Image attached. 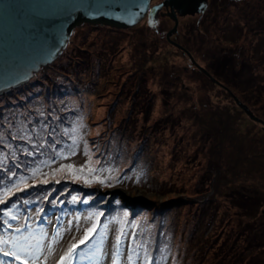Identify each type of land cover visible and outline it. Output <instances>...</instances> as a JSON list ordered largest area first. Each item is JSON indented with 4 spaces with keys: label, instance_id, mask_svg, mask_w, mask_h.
Here are the masks:
<instances>
[{
    "label": "rangeland",
    "instance_id": "374dc122",
    "mask_svg": "<svg viewBox=\"0 0 264 264\" xmlns=\"http://www.w3.org/2000/svg\"><path fill=\"white\" fill-rule=\"evenodd\" d=\"M179 21L171 40L185 51L168 42V17L83 24L56 62L0 96V238L25 245L23 259L56 264L76 243L74 264H264V128L189 56L219 80L235 45L217 46L214 7ZM254 78L224 79L264 119Z\"/></svg>",
    "mask_w": 264,
    "mask_h": 264
},
{
    "label": "water",
    "instance_id": "95a60500",
    "mask_svg": "<svg viewBox=\"0 0 264 264\" xmlns=\"http://www.w3.org/2000/svg\"><path fill=\"white\" fill-rule=\"evenodd\" d=\"M151 4L152 0H0V96L27 85L43 67L56 62L67 49L75 29L83 24L126 30L145 18L156 23L159 16L168 17L174 26L167 40L185 51L171 40L178 33L179 18L204 15L209 0H164ZM163 9L166 14L161 13ZM189 56L194 65L220 86L214 76ZM231 96L250 120L264 128L263 119L255 116L233 93Z\"/></svg>",
    "mask_w": 264,
    "mask_h": 264
},
{
    "label": "flooded vegetation",
    "instance_id": "af4514ba",
    "mask_svg": "<svg viewBox=\"0 0 264 264\" xmlns=\"http://www.w3.org/2000/svg\"><path fill=\"white\" fill-rule=\"evenodd\" d=\"M209 6L215 8V18L217 21L220 18L224 19L223 28L219 29L220 31L216 33L217 46L221 47L222 45L223 49H227L222 43H225V41L228 44L233 43L235 45L233 48L230 46L229 51L224 50V53L220 52L221 54L217 63V70L220 76V79L217 81L220 83V86L217 85V87H220L230 98H233L231 96V93H233L242 102L241 97L233 91V88L228 87L229 85L224 78L225 76H232L234 80L239 81L241 78L247 77L251 81L249 84L253 86L254 76L258 78L260 76L261 80H263L261 85L264 87V0H209L208 9ZM166 12L167 10L163 9L161 13L166 14ZM196 16L202 17L203 15ZM161 17L159 16L157 21ZM225 24L227 25L225 26ZM242 36L244 39H241ZM238 39L242 41L240 44H237ZM247 42L249 46L246 50L245 44ZM258 48L260 49L258 50ZM260 64L263 65V69L261 70L259 67L258 72L257 68ZM262 90L264 91V88ZM234 102L236 104L235 99ZM236 106L238 107L237 104ZM238 108L241 109L240 107ZM248 108L250 107L248 106ZM250 109L255 115L253 109ZM241 110L246 114L243 109ZM258 124L261 125L260 123Z\"/></svg>",
    "mask_w": 264,
    "mask_h": 264
},
{
    "label": "snow or ice",
    "instance_id": "6c2138e0",
    "mask_svg": "<svg viewBox=\"0 0 264 264\" xmlns=\"http://www.w3.org/2000/svg\"><path fill=\"white\" fill-rule=\"evenodd\" d=\"M67 167L71 168L72 165L69 164ZM75 199L76 198L73 197V200H75ZM3 203H5V201L0 199V204H3ZM4 215L8 216L9 213L5 212ZM12 219H16V217L13 216ZM5 223H7V221H5ZM8 226L11 227V225H8ZM95 229H96L95 225H92V227L86 229L85 235L79 240V245H84L89 240L90 235L95 231ZM15 231L20 232L21 229L16 228ZM124 235H125V233L123 232V230H121L120 234L116 235V237H115V247L117 250V255H119V249H120L121 244L123 243ZM133 239H134V237H133ZM8 243H9L8 240H4L3 238H0V245H5ZM13 247L16 248L17 251L9 252L7 250H4L3 248H0V251H2L5 256H12L14 259L18 260L20 262V264H30L29 260L23 259L19 254V252H21V251H24L26 254H28L25 245L18 243L16 240H14L13 241ZM77 249H78V244L73 243L68 248V250L63 255H61L59 257V260L56 262V264H66L67 261L72 260L74 258V254H75ZM37 251H38V248H37ZM48 251L50 252L51 248H49ZM132 251L135 252V249H133ZM30 255H31V261L34 264V262L38 259V257L35 254V252L31 253ZM109 259H112L111 253H109ZM126 259L131 261L133 259V256L132 255H126ZM145 260L147 261V264H152V261L147 260V256L145 257ZM113 264H115V261H113Z\"/></svg>",
    "mask_w": 264,
    "mask_h": 264
}]
</instances>
